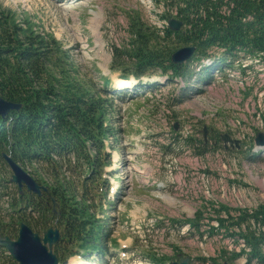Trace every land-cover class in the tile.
I'll list each match as a JSON object with an SVG mask.
<instances>
[{
	"label": "rangeland",
	"instance_id": "rangeland-1",
	"mask_svg": "<svg viewBox=\"0 0 264 264\" xmlns=\"http://www.w3.org/2000/svg\"><path fill=\"white\" fill-rule=\"evenodd\" d=\"M66 1L0 0L18 17H30L39 29L54 32L98 84L110 78L111 124L117 135L108 139L105 149L111 154L102 176L108 182L105 188L100 184L91 189L95 215L104 222V252L70 255L59 264H154L151 257L166 258L162 264L185 258L188 264H258L246 254L229 257L244 246L238 228L230 235L209 231V225L218 226L214 209L220 204L248 209L264 204V146L253 145L257 132L264 131L263 60L239 53L231 65L229 59L223 67L217 63L205 71L207 66L189 59L186 79L152 74L149 79L162 78L155 91L116 94L112 87L123 79L110 69L111 51L126 35L128 12L137 10L163 28V5L154 0H76L65 10L73 3ZM206 74L210 80L200 77ZM147 78L134 86L153 88ZM223 134L231 141L225 144ZM10 177L6 162L0 163V185L11 188L9 197L0 199L1 220L15 221L9 236L16 239L17 216H7L18 197ZM198 212L199 230L186 224ZM29 226L41 236L47 227L57 228L61 237L55 220ZM70 247L59 239L52 249L62 258ZM0 259V264H18L5 247L0 248Z\"/></svg>",
	"mask_w": 264,
	"mask_h": 264
},
{
	"label": "trees",
	"instance_id": "trees-1",
	"mask_svg": "<svg viewBox=\"0 0 264 264\" xmlns=\"http://www.w3.org/2000/svg\"><path fill=\"white\" fill-rule=\"evenodd\" d=\"M154 3L163 5L159 18L173 17L183 25L160 28L141 12L129 11L126 35L111 51L110 69L118 70L121 78L141 82L144 76L160 74L170 80L186 79L191 72L189 59L207 66V71L211 66L205 59L223 67L239 53L264 62V0ZM187 45L195 47L191 57L173 61L174 51ZM74 60L71 49L54 32L39 29L30 17H18L0 3V96L20 104L0 115V163L5 164L2 153L11 155L47 187L42 195L17 192L7 216L16 214L18 225L25 221L44 226L55 220L61 228L60 240L71 243L66 255L59 257L62 261L70 255L104 252V222L95 215L91 189L108 182L102 177L111 164L105 149L108 139L116 140L117 135L111 124L110 78L100 85ZM260 115L264 122V110ZM214 211L219 213L215 215L218 226L209 225V231L234 235L238 228L243 239L244 246L229 257L246 254L247 260L264 264V204L253 209L220 204ZM201 214L186 224L199 230ZM4 218L0 215V233L10 235L15 221L4 223ZM151 261L162 264L166 258L151 257Z\"/></svg>",
	"mask_w": 264,
	"mask_h": 264
},
{
	"label": "water",
	"instance_id": "water-1",
	"mask_svg": "<svg viewBox=\"0 0 264 264\" xmlns=\"http://www.w3.org/2000/svg\"><path fill=\"white\" fill-rule=\"evenodd\" d=\"M167 25L171 29H179L183 23L182 21L170 17L167 21ZM195 50L194 46L187 45L182 46L174 51L171 56L175 62L186 61ZM20 107L19 103L12 102L0 96V115H4L9 109ZM206 130L204 129L203 134ZM222 139L225 144L227 141H231L228 134H223ZM237 142V140H236ZM255 146H264V131H258L254 137ZM8 164L11 170L10 181L15 183L19 192H23L24 188L28 192H32L36 195H42V191L47 190L45 185H41L32 174H30L22 165L14 161L11 155L1 154ZM55 203V202H54ZM43 236L26 223L21 222L16 239L0 234V246L5 247L11 254L12 258L18 261V264H59V258L54 253L52 246L60 239V232L57 228L49 227L44 230ZM172 264H188V259H184L180 262H173ZM223 264H229L223 262Z\"/></svg>",
	"mask_w": 264,
	"mask_h": 264
},
{
	"label": "bare ground",
	"instance_id": "bare-ground-1",
	"mask_svg": "<svg viewBox=\"0 0 264 264\" xmlns=\"http://www.w3.org/2000/svg\"><path fill=\"white\" fill-rule=\"evenodd\" d=\"M72 1H73L72 4L65 5L62 9L68 10V9L72 8L73 5H75V3H76L75 0H72ZM67 3H68V1H67ZM70 3H71V2H70ZM79 3H83V1L81 0ZM69 11H70V10H69ZM153 81H157V80L153 79ZM116 85H117L116 89H121V88H123V87H128V85L131 86V82H123L122 80H120V81H118V82L116 83Z\"/></svg>",
	"mask_w": 264,
	"mask_h": 264
}]
</instances>
